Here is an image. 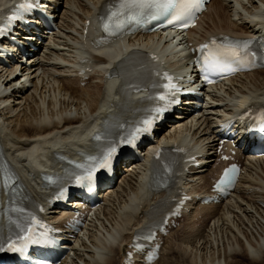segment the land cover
<instances>
[{
  "label": "bare ground",
  "instance_id": "1",
  "mask_svg": "<svg viewBox=\"0 0 264 264\" xmlns=\"http://www.w3.org/2000/svg\"><path fill=\"white\" fill-rule=\"evenodd\" d=\"M10 1L0 0V12ZM258 1L213 0L211 11L189 34L190 41L221 33L255 36L257 28L264 30V0ZM49 2H60L59 30L42 43L46 51L31 58L34 67L25 71L33 72V80L24 85L10 78L9 69L0 67V145L20 172L26 193L35 201L47 196L38 181L50 169L55 173L63 170L64 164L56 162L57 158L67 159L87 150L96 135L94 127L113 119L137 117L147 93L136 94L129 89L130 75H125L126 82L108 76L132 53H142L161 42L158 36H136L121 39L114 47L95 49L90 39L83 38L82 28L90 21L88 36L94 33L98 13L108 0ZM51 42L53 47L48 46ZM119 44L125 45L123 50L113 52ZM82 55L92 69L85 87L75 78ZM132 77L139 74L134 72ZM122 92H126L125 97ZM207 97L201 111L176 116L179 120L162 129L158 141V147L179 145L196 155H211L200 160L204 166L209 165L204 176L181 175L177 179L176 190L193 195L209 193L210 177L217 170L213 154L219 120L247 106L264 105V71L239 75L225 86L210 90ZM133 165L114 191L103 194L106 198L84 233L89 244L82 241V246L76 245L74 257L63 264H123L134 233L147 223L153 208L161 205L160 212L167 213L165 203L174 194L152 193L140 181L142 168L135 170L136 163ZM243 167L234 196L223 204L200 207L187 203L185 209L191 212L185 210L179 225L163 238L162 257L157 264H264V158L246 156ZM47 214L54 223L62 220L58 212ZM181 247L189 262L178 257Z\"/></svg>",
  "mask_w": 264,
  "mask_h": 264
},
{
  "label": "snow or ice",
  "instance_id": "2",
  "mask_svg": "<svg viewBox=\"0 0 264 264\" xmlns=\"http://www.w3.org/2000/svg\"><path fill=\"white\" fill-rule=\"evenodd\" d=\"M203 0H118L117 6L110 7L108 14L101 17L102 26L109 36H119L122 33L131 31L137 28L145 27L153 21H164L166 24L172 25L180 22H187L193 19L194 13L201 10ZM30 7V6H29ZM212 47L204 45L201 52L207 50V55L203 57L205 78L207 74H231L238 71L241 66L249 65L251 61L249 56L255 57V53L249 51L250 42L244 41H227L222 45L212 42ZM167 78V77H166ZM170 80V78H168ZM212 81L209 80V83ZM169 88H174L169 83ZM160 100H165V96H160ZM168 107H157L151 109L156 113V116L150 119H145L141 123L143 127H137L134 132L139 134L141 132H149L153 126L154 120L160 118ZM264 119V114H262ZM136 136H130L126 141L121 143L134 144ZM117 145L108 147L88 169L87 179L89 187L94 179H98L96 175L101 169L109 170L111 162L116 154ZM227 175V172L225 173ZM23 233L18 239L23 243L17 245V242L9 239L7 241V249L13 252L23 254L24 250L30 243H37L38 241L31 238L32 229L23 225H17ZM4 247L0 245V251Z\"/></svg>",
  "mask_w": 264,
  "mask_h": 264
},
{
  "label": "rangeland",
  "instance_id": "3",
  "mask_svg": "<svg viewBox=\"0 0 264 264\" xmlns=\"http://www.w3.org/2000/svg\"><path fill=\"white\" fill-rule=\"evenodd\" d=\"M257 1V3H259V1L258 0H256ZM247 2V1H246ZM250 6V5H249ZM176 255V254H175ZM73 257H74V255H73ZM178 257H181L182 259H184L186 262H189L190 261V258L189 257H186V254L183 252V250H182V247L179 249V254H178ZM178 257L177 256H175V259H178ZM76 258V257H75ZM73 259V258H72ZM173 260L172 262H175L176 260ZM170 261V260H169ZM169 263H171V261L169 262Z\"/></svg>",
  "mask_w": 264,
  "mask_h": 264
}]
</instances>
